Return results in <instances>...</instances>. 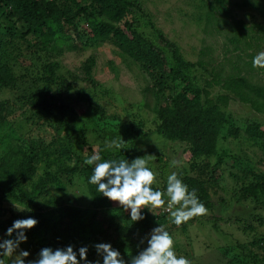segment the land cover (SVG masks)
<instances>
[{"label": "rangeland", "instance_id": "374dc122", "mask_svg": "<svg viewBox=\"0 0 264 264\" xmlns=\"http://www.w3.org/2000/svg\"><path fill=\"white\" fill-rule=\"evenodd\" d=\"M49 1L63 10L68 7L75 10L74 3L77 2ZM241 1L230 0L226 5L228 15L225 20L230 25L242 22L246 26L245 34L258 39L254 46L244 47L245 51L242 47L234 48L228 40L224 41V37L230 38L231 33L208 34L204 31L206 5L211 0H138V8L119 21L121 24L141 17L136 30L143 40L165 53L178 50L184 62L192 65V84L200 93L203 108L206 99L214 101L226 96L222 108L225 120L215 139V154H205L196 165H191L187 143L163 133L160 111L172 108L169 98L175 91L170 79L163 76L152 81L138 64L112 43L82 45L84 40L78 39L73 29L65 27L60 39L51 40L45 31L41 42L31 34L25 38L41 47L49 42L45 44L46 52L29 49L28 43L19 38L11 42L15 48H11L7 65L12 82L7 87H0V158L14 146L22 148L25 153L31 151L38 159L36 178L44 176L46 171L57 176L67 172L66 168L77 167L69 179L61 178L59 189L51 188L55 207L50 210L59 212L63 205L88 209L82 171L88 166L85 161L91 155L98 153L101 162H131L144 157L147 166L156 174L152 188L165 193L163 199L166 203L163 208L153 209V213L147 209L148 229L140 231L137 245L134 242L126 253H122L126 264L147 247L145 238L159 224L172 235L177 257L183 256L191 264L264 262V246L260 242L264 238V197L255 201L243 192L249 184L261 182L264 178V139L256 140L244 133L252 124L264 132V101L246 87L264 88V68L253 67L254 57L264 52V0H248L251 4L239 7ZM0 24L7 25L1 17ZM83 26L82 20L77 23L79 30L84 29ZM74 45L80 46L78 53L71 50ZM87 60L92 64L85 71ZM48 64L53 66L51 75ZM42 65L43 76L51 78L49 83L70 85V90L62 88L58 95L48 90L46 95H50V104L46 114L52 118L49 120L42 118L43 114L33 108V104L38 103L35 96L41 95L43 83H40V75L32 76V70ZM220 68L225 69V74L222 73L224 80L229 74L244 80L245 86L236 84V89L257 101L256 110L249 103L241 104L238 97L222 84L212 83L210 88L205 87ZM159 83L161 85L156 89L154 86ZM40 110L42 112L43 108ZM53 120L55 125H61L58 130L51 127ZM122 139V148L108 147L112 141ZM60 151H65L66 155L57 163L54 158ZM208 167L211 170L203 174V179L216 178L215 185H207L204 189L208 205L202 201L200 193L198 197L207 208V214L176 226L170 213L179 205L163 215L169 199L167 177L175 172L183 183L187 179L198 181L199 169ZM193 189L199 190L197 186L188 187L189 192ZM14 204L25 208L14 199L0 200V205L11 213H24ZM111 206L122 208L113 201ZM4 239L7 237L0 229V242ZM13 258L5 259L11 261Z\"/></svg>", "mask_w": 264, "mask_h": 264}, {"label": "trees", "instance_id": "16d2710c", "mask_svg": "<svg viewBox=\"0 0 264 264\" xmlns=\"http://www.w3.org/2000/svg\"><path fill=\"white\" fill-rule=\"evenodd\" d=\"M138 3V0H77L74 3L75 10L69 7L63 10L61 6L59 7L55 2L49 0H0V17L7 23L6 26L0 24V87H7L10 81L12 82L7 64L10 61L8 57H11V48H15L11 43L14 39L25 40L31 34L41 42V39L46 35L43 34V31L50 35L51 40L60 39L63 30L67 27L73 29L78 39L84 40L82 45L112 43L131 61L138 64L152 81L161 79L163 76L165 79H170L175 91L169 98L172 108L170 110L162 108L160 111L163 121L162 131L169 138L186 142L191 155V165H196L203 155L215 154V139L225 120L222 108L226 104V96L217 97L214 101L206 99L203 108L199 101L200 93L192 84L194 79L191 77L192 65L184 62L178 50L165 53L152 47L149 41L143 40L136 30L137 24L142 21L141 17L119 23L122 21L121 17L127 16L132 10L138 8ZM229 3L230 0H211L206 5L208 9L203 20L205 21L204 31L208 34L221 31L231 33L230 38L224 37V41L228 40V43L234 48L242 47V51H245L244 47L254 46L258 39L254 38L252 34H245L246 26L242 22H232L231 25L226 22L225 18L228 15L226 5ZM247 4L251 3L248 0H242L239 7H247ZM81 20L84 22V29L79 30L77 23ZM25 41L28 43L29 49H41L43 52H46L45 44H49V42H45L41 47L31 39ZM71 50L78 53L81 48L79 45H74V49ZM202 51L207 55L205 50ZM250 58H253V55ZM91 64L92 61L87 60L84 70L87 71ZM52 67V64L47 65L51 72L50 75L53 71ZM32 71H34L32 76L40 75V83H43L41 95L35 96L38 103L33 104V108L43 114L42 118L45 120L52 119L46 114L49 109L48 104H50V95H46L48 90H52L55 95H58L62 88L70 90V85L49 83L51 78L47 75L43 76V65L36 66ZM222 73L225 74L224 68H220L218 74H213V81L205 87L210 88L212 83L217 86L222 84L225 89L238 97L241 104L249 103L250 107L256 110L257 101L251 100L247 95L240 94L236 89V84L245 86L244 80L231 74L224 80ZM162 84L164 87V83ZM159 85L161 83L154 87L158 89ZM246 87L252 94L264 101V88L249 87V85ZM80 94L82 95V93ZM40 107L43 108L42 112ZM54 122L53 120L51 127L58 130L61 125H55ZM244 133L256 140L264 139V132L260 131L255 124L247 126ZM65 155V151L57 152L55 156L57 158H54V161L58 163V160L64 158ZM37 164L38 159L34 158L31 151L25 153L18 146L7 150L5 155L0 158L1 199H14L25 207L24 213L16 215L0 205V229L7 239H15L16 233H13L11 237L7 236V230L14 221L29 217L38 221L35 227L25 230L27 241L21 243L18 249V251L24 250L30 253L25 258V264L38 259V253L45 247L55 250L72 245L78 252L80 247L87 246L88 261L95 264L99 260L100 264H103V258L97 254L95 244L110 243L121 255L126 253L134 242L137 245L140 231L148 229L146 220L132 222L130 210L125 212L123 208H112L111 201L97 191L96 185L89 183L94 165H88L82 171L89 200L88 209L80 210L63 205L59 212H51L50 209L55 207L51 188L59 189L62 183L61 178L69 179L77 167L66 168L67 172L58 173L60 176L46 171L44 176L36 178ZM210 170L209 167L200 168L197 172L199 182L187 179V182L184 183L188 187L197 186L199 190L196 191V195L200 197V193L202 201L206 205H208V200L204 190L205 186L216 183L214 177L208 181L203 179V174ZM243 192L254 198L255 201H259L264 197V178L261 182L249 184L243 189ZM142 214L146 217V208L142 209ZM260 242L264 246V238ZM77 258L79 259V256ZM6 264H11V261L6 260ZM81 264H85V262L81 261ZM259 264H264V262Z\"/></svg>", "mask_w": 264, "mask_h": 264}, {"label": "clouds", "instance_id": "9594fccd", "mask_svg": "<svg viewBox=\"0 0 264 264\" xmlns=\"http://www.w3.org/2000/svg\"><path fill=\"white\" fill-rule=\"evenodd\" d=\"M253 67L264 68V52H260L253 59ZM123 139L112 141L108 147H123ZM88 165H94L93 174L89 183L97 186V191L110 201L118 202L125 212L130 210V220L139 222L145 219L142 209H160L165 206V193L153 190L152 185L156 181V174L147 166L144 157H137L131 162L128 160H110L101 162L98 153L91 155L86 161ZM166 194L169 197L167 209L171 210L172 223L180 226L196 216L207 214V208L196 195V190L191 192L188 186L173 172L167 177ZM15 208L23 211L18 205ZM38 224L34 218L16 220L8 228L7 236L16 233L15 239H4L0 242V264H6V257H11V264H25V258L30 255L28 251L17 250L21 243L27 241L25 230L32 229ZM147 247L136 256L131 257L130 264H191V261L183 256L179 258L174 250V239L165 230L163 225L151 230L149 237L145 238ZM144 243V240H141ZM96 252L103 258V264H126L121 253L112 247L110 243H98L94 245ZM88 247L82 246L78 252L72 245L53 250L45 247L38 253V259L28 261V264H92L87 259ZM15 254V255H14ZM79 256V259L77 258ZM95 264H100L99 260Z\"/></svg>", "mask_w": 264, "mask_h": 264}, {"label": "built area", "instance_id": "2783aa9c", "mask_svg": "<svg viewBox=\"0 0 264 264\" xmlns=\"http://www.w3.org/2000/svg\"><path fill=\"white\" fill-rule=\"evenodd\" d=\"M169 212V210H165V212L163 213V215H165V213H168Z\"/></svg>", "mask_w": 264, "mask_h": 264}]
</instances>
